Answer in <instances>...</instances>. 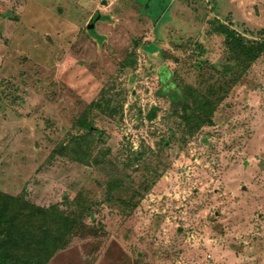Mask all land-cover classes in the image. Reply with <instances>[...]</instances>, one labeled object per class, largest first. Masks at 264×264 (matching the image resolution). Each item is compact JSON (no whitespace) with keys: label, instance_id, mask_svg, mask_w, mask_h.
I'll return each mask as SVG.
<instances>
[{"label":"rangeland","instance_id":"374dc122","mask_svg":"<svg viewBox=\"0 0 264 264\" xmlns=\"http://www.w3.org/2000/svg\"><path fill=\"white\" fill-rule=\"evenodd\" d=\"M213 17L264 41V0H0V190L90 209L48 264H264V51L239 63ZM85 112L102 137L68 143Z\"/></svg>","mask_w":264,"mask_h":264},{"label":"trees","instance_id":"16d2710c","mask_svg":"<svg viewBox=\"0 0 264 264\" xmlns=\"http://www.w3.org/2000/svg\"><path fill=\"white\" fill-rule=\"evenodd\" d=\"M123 3L128 7L132 0H123ZM210 22L212 29L224 36L223 42L226 49L239 63L250 62L264 51L263 40L249 38L217 17L210 19ZM201 46L199 44V47ZM125 62L126 59L122 64ZM159 72L162 83L159 94L164 97L169 96L173 104L180 105L182 100L186 101L187 97L185 95L181 97L173 81H170L171 71L162 66ZM187 89L197 106L196 116L195 113L190 117L184 116L189 127L191 119H194L192 126L195 128L200 127L201 124L210 123L217 105L215 99L194 91L192 85ZM104 94H106L105 91L99 100L91 102L90 107L98 108L103 113L113 116L115 112H118L117 106L111 105L112 99L105 97ZM156 111L157 109L154 108L149 113V118H153ZM89 116L88 112H85L77 118L74 123L77 131L72 134L68 143H78L87 134L91 136L97 133L99 137H102V130L94 126L93 119ZM77 155L82 156L84 161L90 153L84 151L81 146L77 150ZM88 205L81 204L77 214L67 213L60 208V204L45 207L26 199L23 194L12 195L0 190V264H48L54 254L69 242L76 233V229L84 223V211L90 210Z\"/></svg>","mask_w":264,"mask_h":264}]
</instances>
